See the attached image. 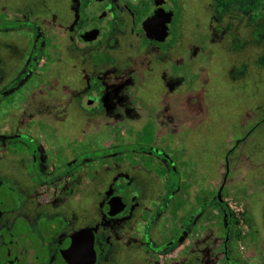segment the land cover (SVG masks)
Here are the masks:
<instances>
[{
	"label": "rangeland",
	"instance_id": "1",
	"mask_svg": "<svg viewBox=\"0 0 264 264\" xmlns=\"http://www.w3.org/2000/svg\"><path fill=\"white\" fill-rule=\"evenodd\" d=\"M13 3L15 17L22 20L17 26L23 29L39 20L45 42L38 63L41 80L25 87L21 105L16 99L19 95L15 97L12 123L26 126L31 122L32 135L39 139L42 134L45 148L58 155L62 149L67 160L79 152L80 160L95 159L101 149L115 145L120 151L137 146L154 147L159 157L165 153L164 167L175 166L178 171L179 198L193 203L202 199L209 205L204 221L209 235L207 264H224L220 242L225 227L213 206L221 187V204L236 221L229 233V255L240 264H264V122L257 126L264 117V56H259L254 42L246 49L229 46L232 33L238 32L237 14L230 21L223 15L216 23L207 7L211 0H189L186 21L192 19L196 6L202 17L198 16L224 37L191 35L167 53H158L157 46L141 43L129 15L121 11L119 31L124 34L118 32L120 48L108 53L112 58L106 65L100 62L105 56L103 47L92 45L79 51L67 45L65 26L53 24L52 15L57 13L65 21L69 18L68 0ZM124 3L120 0L111 8L117 12L116 7ZM199 28L203 33L205 27ZM110 39L108 48L115 46V38ZM7 46L1 47L0 58H13L20 64L17 69L23 70L25 60L32 57L33 35L16 32ZM4 66L7 72L11 65L6 60ZM102 82L116 107L106 115L83 111L80 103L88 99L83 94L85 86L95 88ZM89 151L94 152L91 157ZM126 156L106 157L97 165L95 188L90 191L94 202L118 173L134 168L143 174L133 183L139 202L158 197L168 189L166 183L172 187L173 177L159 160L144 153ZM42 194L51 196L47 190Z\"/></svg>",
	"mask_w": 264,
	"mask_h": 264
},
{
	"label": "flooded vegetation",
	"instance_id": "2",
	"mask_svg": "<svg viewBox=\"0 0 264 264\" xmlns=\"http://www.w3.org/2000/svg\"><path fill=\"white\" fill-rule=\"evenodd\" d=\"M118 1L68 0L69 18L65 21L66 17L63 19L57 13L52 15L53 24L61 28L65 26L67 45H74L79 51L86 47L90 49L92 45L95 48L103 47L105 56L100 62L106 65L112 58L108 53L120 48V41L116 38L118 32L124 34L119 31V25L123 23L121 11L129 15L135 27L134 34L142 44L164 47H158V53H167L191 35L198 39L208 36L221 40L224 37L198 16L201 13L196 6L195 9L193 7L192 19L186 21V4L189 0H157L161 3L158 6L154 0H136L135 4L130 3L134 0H124L120 8L116 7V12L111 5ZM214 1L216 5L212 0L207 4L212 9V21L220 23L223 15L230 21L234 18L233 14H237L238 32L232 33L233 39L229 46L233 49H246L254 42L261 52L259 56L263 57L264 0ZM13 2L0 0V49L8 48L7 44L12 43L16 32H29L33 35L34 48L32 57L25 60L23 70L17 69L20 64H16L13 58H0V264H207L209 235L204 221L209 205L202 199L199 203H193L179 198L177 191L180 181L176 185L175 177L172 187L166 183L167 190L145 202H139L137 195L133 194L134 180L143 175L137 168L132 172L127 171V174L118 173L106 190L103 193L100 191L101 196L97 202L90 196V191L95 188L93 182L97 165L103 158H124L129 153H144L159 160L164 167L167 158L162 154L165 153L159 157L154 155V147H147L151 148L149 150L132 146L114 152H108V148L101 149L95 159L84 157L80 160L79 152L67 160L63 157L62 149V154L58 155V152L45 148L46 140L42 134L38 136L39 139L32 135L28 129L31 122L26 126L12 123L11 118L16 112L15 97L19 95L16 98L19 104L25 87L41 80L38 76L41 72L38 63L43 56L41 54L45 42L39 20L32 21L23 29L17 26L22 20L15 17ZM157 9L171 14V21L167 25L169 33L162 43L147 40L142 30V23ZM106 22L108 26L103 25ZM202 26L205 27L203 33L199 28ZM92 30L99 31L96 40L84 42L81 36ZM110 38H115V46L108 48ZM81 45L83 49H79ZM6 60L11 65L6 69L7 72L4 66ZM22 72L21 79L17 81ZM97 80H100L98 76ZM12 82L16 83L13 87ZM104 83L102 86L97 84L96 90L94 86H85L83 94L88 99L85 104L78 100L83 111L106 115L116 107ZM8 85L7 89H3ZM93 154L89 151L88 157ZM170 167L174 170V166ZM46 190L51 196H43ZM114 197L122 199L120 204L112 200ZM111 206L118 209V212L111 213ZM219 207L222 209V204ZM224 227V237L220 242L221 258L224 264H240L229 255V233ZM79 233L82 236L73 240ZM70 250L71 263L64 256Z\"/></svg>",
	"mask_w": 264,
	"mask_h": 264
},
{
	"label": "water",
	"instance_id": "3",
	"mask_svg": "<svg viewBox=\"0 0 264 264\" xmlns=\"http://www.w3.org/2000/svg\"><path fill=\"white\" fill-rule=\"evenodd\" d=\"M154 4L156 6H158L161 3L158 2L157 0H154ZM156 19H157L156 24H158L156 26L157 30H155V28H154L155 31H153V28L151 27V25L155 22ZM170 21H171V14L170 13H165L162 9H157L153 13V15L151 17L147 18L142 23V30H143V32L145 34V38L147 40H151V41H155V42H159V43L164 42V40L166 39V37L168 36V33H169V29H168L167 25L170 23ZM98 34H99L98 30H92V31L84 33L81 36V39L84 42H92V41L96 40ZM221 188L219 189V191L217 192V195H216V199H217L219 204H221V199H220V197H221V193H220ZM112 200L116 201L117 204H120L122 199L119 198V197H114V198H112ZM111 210H112L111 213L118 212V209H114V207H112V206H111ZM78 236H82V233H79L76 236H74L73 240H74L75 237L77 238ZM71 250H72V248H71ZM71 250L69 252H66L67 253L66 255L63 254L65 256V259L68 260V262H70V263L73 262L72 261V257L70 256L71 255ZM90 254H91V257H92V254H93L92 247H91V253ZM86 262L87 261H83V263H86Z\"/></svg>",
	"mask_w": 264,
	"mask_h": 264
},
{
	"label": "trees",
	"instance_id": "4",
	"mask_svg": "<svg viewBox=\"0 0 264 264\" xmlns=\"http://www.w3.org/2000/svg\"><path fill=\"white\" fill-rule=\"evenodd\" d=\"M147 7L148 6L146 5V8ZM145 43H147V42L145 41ZM158 47L164 48L161 45H159ZM263 122H264V117H263V119L261 121H259L257 123L258 125L257 124L256 125L260 126V125L263 124ZM147 149L151 150V148H147ZM116 150H119V148L118 147L108 148V152H114ZM162 156L167 157L166 155H163V154H162ZM225 163H226V168H227V159L225 160ZM167 174L172 176V177H175L176 185H177L178 181H180V178L178 176V171L176 170L175 166H174V170L171 169V167H169V170H168ZM213 206L216 207V209L219 211L220 217L223 220L222 222L226 226V229L228 230V233H231L235 229V226H236V221L234 220L233 214L225 207H223V208L221 207L222 209H219V203H218L217 199L214 201ZM234 236L237 237V235H234Z\"/></svg>",
	"mask_w": 264,
	"mask_h": 264
},
{
	"label": "bare ground",
	"instance_id": "5",
	"mask_svg": "<svg viewBox=\"0 0 264 264\" xmlns=\"http://www.w3.org/2000/svg\"><path fill=\"white\" fill-rule=\"evenodd\" d=\"M156 22H157V19H156L155 22L151 25V27L153 28V31L157 30L156 27H155ZM154 28H155V30H154ZM150 30H151V29H150Z\"/></svg>",
	"mask_w": 264,
	"mask_h": 264
}]
</instances>
